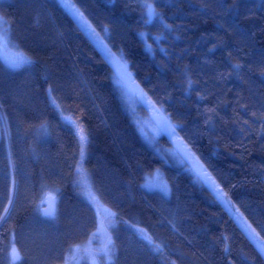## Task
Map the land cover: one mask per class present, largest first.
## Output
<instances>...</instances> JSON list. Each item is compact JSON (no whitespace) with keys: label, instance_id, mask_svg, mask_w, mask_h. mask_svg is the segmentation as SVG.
Wrapping results in <instances>:
<instances>
[{"label":"trees","instance_id":"trees-1","mask_svg":"<svg viewBox=\"0 0 264 264\" xmlns=\"http://www.w3.org/2000/svg\"><path fill=\"white\" fill-rule=\"evenodd\" d=\"M70 1L122 54L147 99L181 125V140L264 243V0ZM147 2L163 23L149 21ZM42 5L0 3L8 43L31 61L10 73L0 60V264H73L69 250L97 226L77 191V166L111 211L101 222L108 264H260L212 191L141 140L100 49L62 6ZM233 19L239 32L228 28ZM158 143L169 144L164 135ZM156 168L169 184L167 205L140 187Z\"/></svg>","mask_w":264,"mask_h":264},{"label":"rangeland","instance_id":"rangeland-1","mask_svg":"<svg viewBox=\"0 0 264 264\" xmlns=\"http://www.w3.org/2000/svg\"><path fill=\"white\" fill-rule=\"evenodd\" d=\"M64 3H66L68 7L67 8L63 6L62 7L73 18L72 12L77 8L71 3L70 0H64ZM148 4L150 3L147 2L146 5ZM147 11L148 10L146 8L145 10L146 15H147ZM153 19L149 21H153ZM85 33L88 35L87 32ZM0 35L4 36V39L0 41V60L5 66L7 63H11L13 61L22 58L28 61V58L23 53H21L13 46H11V44L8 43L7 23H0ZM104 36H106V32ZM90 39L100 49V51L105 57V53L101 50V47L99 46V42L93 38ZM99 40L103 41V43L106 44L104 37H102L101 35H99ZM107 47L113 54H115L117 60L121 62H126L121 53L111 50L108 45ZM106 60L109 62L108 59ZM109 64L112 67L113 82L116 85L120 93V96L130 113L131 120L134 123V126L141 140L145 142L148 145V147L153 152H155L166 164L181 167L184 171H186L187 173L192 175L194 179H196L190 168L198 166L197 160L193 159L191 165L187 168L185 167L184 164L180 163L179 161V153L183 150V146L185 143L184 142L181 143V140H177L174 143L173 140L170 139L165 132L160 130L159 124L161 119L162 118L170 119L169 116L164 112L163 108L161 106H154L152 103H149V100L147 99L143 91L139 87H137V84L134 81V78L129 70L127 62H126L127 72L130 74V76L127 77L126 88H122L119 84L116 83V80L118 79L116 67H114V65L110 62ZM163 135L167 138V141L169 143L168 145L165 146L159 145L158 139ZM75 174H76L75 184L77 187V191L83 199L87 200L93 206L97 217V226L95 230L90 234L89 238L83 244L71 247L68 253V257L74 258L73 264H103V263L108 264L112 261L110 254L111 252L107 256L104 253L111 245V242H108L107 236L102 228L101 222H102V218L104 216L109 215L111 211L99 201L90 184V179L88 174L84 170H82L81 166H77ZM205 186L208 187L207 185ZM140 187L144 191H148V192L156 191L163 196H164V193L162 191L163 188H167L170 193L169 184L165 180L161 170L158 168L144 175L143 180L140 183ZM212 193L214 194L213 191ZM169 197L170 195L166 198ZM217 200L229 212L230 205L222 203L221 200L218 198ZM230 214L234 219L235 223L237 224V226L243 231V233L255 245V247L258 250L264 247V243L262 242L259 236H252V237L249 236L248 231H246L245 229H246V224L247 225L250 224L244 219L243 216L239 220H237L235 218L236 213L234 209ZM9 256L11 263L17 261L18 253L15 246H12L11 250H9Z\"/></svg>","mask_w":264,"mask_h":264},{"label":"snow or ice","instance_id":"snow-or-ice-1","mask_svg":"<svg viewBox=\"0 0 264 264\" xmlns=\"http://www.w3.org/2000/svg\"><path fill=\"white\" fill-rule=\"evenodd\" d=\"M3 0H0V3H2ZM245 2V6H247V0H244ZM54 3H59L61 6L67 8L68 5L66 3H64V0H54ZM47 4V0H45V5ZM42 5V6H45ZM50 6V5H49ZM147 7V15L149 17V20L153 19V18H158L160 20L161 23H163V19L160 16V14L156 11L155 7L152 4H148L146 5ZM208 7V5L206 3H201L200 4V9H206ZM220 7L224 8L223 5H220ZM252 7H255V5H253ZM235 8V5H228L225 9H224V14L225 15H233V10ZM261 10L264 11V5L261 6ZM252 11V8H249V12ZM72 16L73 19L76 20L77 24L80 26V28L87 32L88 35L90 36V38H93L95 40H97L99 42V46L101 47V50L105 53V57L106 59L109 60L110 63H112L114 65V67H116V71L118 74V79L116 80V83L119 84L122 88H126L127 87V77L130 76V74L127 72V66H126V62H121L119 60H117L115 54H113L107 47L106 44L103 43V41L99 40V33L96 31V29L92 26V24L85 18V15L83 12H81L79 9H75L72 12ZM147 22V21H146ZM0 23H7V21L5 20V17L3 14H0ZM163 27L165 29H171V25L168 24H163ZM221 27H223V25H221ZM228 28L231 29L232 31L235 32H239L240 28H239V22L235 19H233L231 22H229L228 24ZM227 31V29H226ZM4 39L3 35H0V41H2ZM25 63H31V61H27L25 59H19L16 61H13L11 63H7L6 64V71L10 72V73H15L17 71H20L22 69V66ZM241 64L239 63H234L232 65V70L234 72H239L241 70ZM137 87H139L137 85ZM186 87L187 89L191 90L193 87V81L191 79V77H187L186 78ZM52 91L51 87H49L48 92L50 93ZM197 95H199V93H197ZM143 98V96H142ZM49 102L53 105H55V101L54 99H52L51 96H49ZM149 103H151V101H149ZM3 107V104H0V108ZM205 123H207V121H205ZM245 124H247V121H244ZM160 130L165 132L170 139L173 140V142L175 143L177 140H181L180 135H179V130H183L181 128V125H179L178 123H173L170 119L167 118H162L159 124ZM241 131H244V128H241ZM181 143H183V141L181 140ZM193 159L197 160V164L198 166L196 167H191L190 170L192 171V173L194 174V176L196 177V179L198 181H200L202 184L207 185L216 195V197L218 199L221 200L222 203L225 204H229V212L232 213L233 209L235 210L236 216L235 218L237 220H239L242 216L243 213H241L240 208L236 207V204L231 203V201L228 199V194L224 192V190L221 188V186L219 184L216 183V180L212 177L211 173L207 170V168H205V165L203 163H199V158L196 157L195 153L193 152V150L191 148H189V146L187 144H184L183 146V150L179 153V161L180 163L184 164L185 167H189L191 165V162ZM130 183V181H129ZM164 196L161 198V203L163 205H167L169 203L168 199H165L164 197H168L170 195L169 191L167 188H163L162 189ZM7 200L8 203L11 204L12 202V188L9 187L8 189V196H7ZM169 211H172L171 209H169ZM9 212V208L7 205L4 206V213H8ZM7 217L3 214H0V220H5ZM246 231H248L249 236H259L260 233H257L255 228H252L251 225H247L246 224ZM141 233L143 232V229L139 230ZM155 247H159V245H154ZM111 252V245L108 247V249L105 251V255H109V253ZM259 258H260V264H264V247L259 249Z\"/></svg>","mask_w":264,"mask_h":264},{"label":"water","instance_id":"water-1","mask_svg":"<svg viewBox=\"0 0 264 264\" xmlns=\"http://www.w3.org/2000/svg\"><path fill=\"white\" fill-rule=\"evenodd\" d=\"M2 136H3V129H2L1 119H0V142L2 140Z\"/></svg>","mask_w":264,"mask_h":264}]
</instances>
